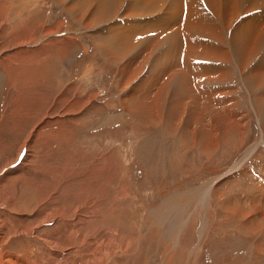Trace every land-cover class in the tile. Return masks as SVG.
I'll use <instances>...</instances> for the list:
<instances>
[{
	"label": "rangeland",
	"instance_id": "1",
	"mask_svg": "<svg viewBox=\"0 0 264 264\" xmlns=\"http://www.w3.org/2000/svg\"><path fill=\"white\" fill-rule=\"evenodd\" d=\"M175 1L0 0V264H264V4Z\"/></svg>",
	"mask_w": 264,
	"mask_h": 264
},
{
	"label": "bare ground",
	"instance_id": "2",
	"mask_svg": "<svg viewBox=\"0 0 264 264\" xmlns=\"http://www.w3.org/2000/svg\"><path fill=\"white\" fill-rule=\"evenodd\" d=\"M57 1V0H56ZM65 0H63V2H64ZM67 1V0H66ZM82 1H84V0H79V1H76V2H71L70 0H69V9L71 10V11H76V9L77 8H79V7H81L82 5H81V2ZM87 1V3H86V5L88 4V3H90V1L91 0H86ZM109 1H112V4H113V6H115V7H112V8H109V10L107 11V12H105V13H102V12H100V13H98V18H97V21L98 22H101V21H105L106 19H110L115 13H117V11H118V7H119V5H120V3H123V0H105V3H104V5H102L101 7H100V9L99 10H102V9H104L106 6H107V4H108V2ZM160 1H165V2H167L168 0H160ZM189 1V0H188ZM225 1V0H224ZM243 1H246V4H247V2H251L252 4H253V6L254 7H257L256 6V4H264V0H243ZM71 2V3H70ZM183 1L182 0H177V1H175V2H173V4H172V6L174 7V9H175V13H176V17L177 16H179V18L180 17H183V13H184V11L186 12V10H187V3H185L184 4V7H183V3H182ZM237 4V3H236ZM249 4V3H248ZM86 5H84L85 7H86ZM238 5V4H237ZM240 6V5H239ZM264 6V5H263ZM245 7V6H244ZM134 8L135 9H137L138 10V8H141L140 7V5H134ZM230 8V7H229ZM234 8V7H233ZM239 8V7H238ZM228 9V8H227ZM226 9V10H227ZM231 9V8H230ZM246 9V8H245ZM232 10H234V9H232ZM232 10H230V11H228L229 13L232 11ZM236 10V9H235ZM79 11V13H81L82 11H87V9H82V10H78ZM235 12V11H234ZM243 12H244V10H243ZM237 13V12H236ZM235 13H232V16L234 15ZM248 14V13H247ZM97 16V15H96ZM236 17V16H235ZM190 18H191V20H190V22L191 23H195V20L197 21V22H201L200 21V19L198 18V17H196V16H190ZM179 20V19H178ZM182 20V19H181ZM186 21H187V18H186ZM231 21V20H230ZM189 22V23H190ZM146 26V25H145ZM157 27V26H156ZM249 27H251V25L249 26ZM185 28V27H184ZM189 29H192L194 32H197V33H204V31H202V30H200V28H198V27H189ZM152 30V29H151ZM161 31V30H160ZM160 31H158V33H160ZM264 36V30L262 31V32H260L259 33V37H263ZM137 37V36H136ZM186 37H189L190 38V40H192V39H197V37H194V38H191L190 36H188V35H186V34H184V35H182V36H180V38L181 39H183V42H186V45H187V47H189L188 49H189V51H192L194 48H196L197 47V45L196 44H193V43H190L189 44V38H186ZM135 38V37H134ZM160 37H158V39H159ZM180 38H179V36H178V34L176 33V34H173V35H171V36H169L168 37V39L167 38H164L163 39V41H167V40H171V39H173V40H175V44H174V46L173 47H176L177 45H179V42H180ZM133 39V38H132ZM187 41H186V40ZM123 41V40H122ZM134 41V40H133ZM125 42V41H124ZM127 43V42H126ZM152 45H156L157 43H158V41H156V40H153L152 41ZM148 44V43H147ZM189 44V45H188ZM113 45V47L115 48L116 47V43L114 44H112ZM181 45V44H180ZM114 48H112V50H114ZM124 50V49H123ZM180 55L182 56V55H184V53H180ZM177 59H178V57H177ZM188 59H192V57L191 56H189V55H184V61H182L181 59L179 60L178 59V64H176V66L178 65V68H176V67H168V69H167V71H165L166 73H171L172 71H174L173 69H178L179 71L178 72H173V74H172V77H174L173 78V81H169V82H166V84L165 83H163L166 87H170V84H180V86H181V88L183 87L185 90H190V89H188V87H189V85H188V83H191V86L193 87V88H198V79L201 77V71H198L197 69L198 68H196V69H192L191 67L192 66H194L193 65V63H194V61H189ZM177 61V60H176ZM171 66H173V65H171ZM186 66H188L189 68H190V70L189 71H187L186 70ZM244 67V65H242L241 66V70H242V68ZM213 67H211V66H209V68L208 69H212ZM216 73L215 74H213V75H211V77H210V80L211 81H214V80H212V79H218V81H215V82H220V83H222L223 82V79H224V75L223 74H225L226 72H223V71H221V70H217V71H215ZM187 76H189L188 78H189V80H188V78H187ZM172 77H171V79H172ZM261 80H262V76H260V75H258L257 77H256V79L253 81V84H258V83H260L261 82ZM190 81V82H189ZM252 82V81H251ZM183 83V84H182ZM214 84V83H213ZM136 97H138V93L136 94ZM139 105V104H138ZM143 106V104H141L140 106H136L137 108H140V107H142ZM134 111H137V110H134ZM138 112V111H137ZM179 120V119H178ZM174 203V202H173ZM170 204V203H169ZM95 208V207H94ZM97 210V213H98V215L99 214H103V213H101V210L99 209V208H95V211ZM53 212V211H52ZM62 215V214H61ZM59 217H60V215H59ZM179 226V225H178ZM55 228V227H54ZM178 229V228H177ZM49 244V243H48ZM2 264V263H1Z\"/></svg>",
	"mask_w": 264,
	"mask_h": 264
},
{
	"label": "crops",
	"instance_id": "3",
	"mask_svg": "<svg viewBox=\"0 0 264 264\" xmlns=\"http://www.w3.org/2000/svg\"><path fill=\"white\" fill-rule=\"evenodd\" d=\"M110 39H111V36H110ZM170 48H171V45L170 44H167V45H165V47H162V49H164L165 51H169L170 50ZM166 56H167V54H166ZM134 57L135 56H132V57H130V58H126V62L128 61V60H130V63H132V65H131V67H129L128 68V65H127V67L126 68H124V71H121V73H120V75H121V77L123 76V77H125V76H131L132 74H128L127 73V71L128 70H131V68L132 67H135V73H137V67L139 68L140 67V65H141V63H139L138 64V62H136V60H134ZM162 57L161 56H158V57H156V56H152V58H150L149 60H148V63H147V65H146V67H145V69L147 68H149L153 63H157L156 64V69L157 70H161V68L163 67L162 66V64H160V63H158V62H161L162 61ZM156 60H158V61H156ZM172 60H173V62H174V64H172L173 66H171L170 64H168V66L171 68H173V67H176V68H178V65L176 66V64H178V59L176 58V55H174L173 57H172ZM177 60V61H176ZM177 62V63H176ZM119 63V62H118ZM170 63V62H169ZM122 64L120 63V65H119V68L121 69L123 66H121ZM144 68V67H143ZM151 68V67H150ZM150 68L148 69V71L150 70ZM125 69H127L126 71H125ZM162 70H163V68H162ZM173 70H177V69H173ZM143 71V70H142ZM173 72L174 71H172L171 72V74H173ZM163 73L164 72H162V71H160L159 73H153V76L154 77H156V75H158V77H163ZM158 77H156V78H158ZM161 81H162V79H161ZM161 81L159 82V83H161Z\"/></svg>",
	"mask_w": 264,
	"mask_h": 264
}]
</instances>
